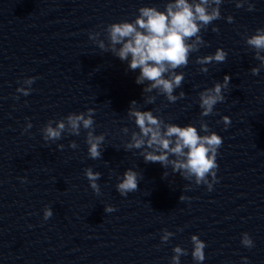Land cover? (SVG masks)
Wrapping results in <instances>:
<instances>
[{
  "label": "water",
  "instance_id": "95a60500",
  "mask_svg": "<svg viewBox=\"0 0 264 264\" xmlns=\"http://www.w3.org/2000/svg\"><path fill=\"white\" fill-rule=\"evenodd\" d=\"M168 0H0V264H171L176 245L187 248L181 264H196L191 256L192 234L207 242L203 264H264V68L245 43L248 34L264 27V0L235 6L224 0L222 17L201 35L207 41L179 71L185 80L175 103L157 95L145 102L138 74L111 52L89 39L113 22L134 19L144 5L163 9ZM228 15L235 19L226 20ZM223 47L228 57L200 72L197 56ZM231 76L224 102L201 117L198 93ZM35 76L33 91L16 89ZM19 96V99L16 97ZM151 109L166 121L199 127L201 119L224 139L218 154V182L208 191L179 173L163 177L159 162L145 163L137 149L125 150L131 130L130 102ZM94 108L95 132L106 133L102 157L91 159L79 136L65 133L45 142L42 127L72 112ZM231 117L225 128L221 118ZM31 121L33 127L24 131ZM218 121H220L218 123ZM130 129L125 135L121 129ZM75 140L77 149L69 147ZM63 143V150L57 145ZM91 166L102 175L96 194L84 175ZM134 167L142 173L138 189L121 196L117 177ZM20 177H27L21 182ZM211 179V177H209ZM190 199L180 201V196ZM115 211L108 213L105 205ZM54 215L43 220L45 206ZM175 235L161 241L162 230ZM248 232L251 249L241 244Z\"/></svg>",
  "mask_w": 264,
  "mask_h": 264
},
{
  "label": "clouds",
  "instance_id": "9594fccd",
  "mask_svg": "<svg viewBox=\"0 0 264 264\" xmlns=\"http://www.w3.org/2000/svg\"><path fill=\"white\" fill-rule=\"evenodd\" d=\"M224 0H168L161 9L158 5H144L139 7L134 19H124L108 24L104 28L105 38L101 32H90L89 39L105 52H111L120 61L127 64V68L136 71L135 82L143 85L142 93L145 102L152 104L157 95H163L170 103L184 98L186 93L181 90L176 94V89L181 88L185 73L179 71L190 63L192 53L198 52L207 41L201 35L212 25L213 32H219V27L213 21L223 18L221 6ZM247 5L248 11H253L255 5L250 0H235V6L241 8ZM232 15L226 20L234 21ZM245 43L254 51L255 59L259 65L250 69L253 75H258L264 68V27L257 28L248 34ZM228 57V52L223 47L216 48L215 52L197 56L196 63L200 65V72L208 73L209 65L223 63ZM37 77L25 78L16 89L17 93L28 96ZM231 76L225 74L223 81H216L213 86L204 88L198 93L201 117L214 113L215 106L224 102V90L229 87ZM19 99V96L16 97ZM138 102L132 100L127 110L128 119L133 120L138 130H131L130 139L125 142V150L137 149L145 163L159 162L165 169L163 177L172 173H179L184 179L196 185L204 184L208 191L218 182V154L223 144V137L212 130L207 121L201 119L199 127L194 123L180 125L166 121L156 115L153 110H143L138 107ZM94 108H88L79 113L72 112L58 119H50L41 129L45 142H56L62 139L65 133L79 136L82 129L87 130L85 142L87 152L91 159L102 157V146L106 140V133L96 134ZM227 128L231 124V117L224 115L221 118ZM220 121H218L219 123ZM33 127L29 120L24 131ZM121 131L128 135L130 129L125 126ZM58 149L63 150L65 145L60 143ZM69 147L77 149L79 145L75 140ZM84 175L90 187L96 194H101L98 180L101 178L99 171H94L91 166L84 169ZM211 177V179H209ZM21 182H26L27 177H20ZM142 173L134 167L127 168L121 176L117 177L116 190L121 196L138 189ZM180 201L190 199L185 195L180 196ZM105 211H115L114 206L105 205ZM54 215L51 206H45L43 220L47 221ZM175 235L167 229L162 230L161 241L167 243ZM192 250L191 256L196 264H203L206 260L205 249L207 242L199 234L190 237ZM241 244L249 249L255 242L248 232L241 234ZM171 264H181V256L188 254V249L176 245L172 249ZM242 264H250L248 257H241Z\"/></svg>",
  "mask_w": 264,
  "mask_h": 264
}]
</instances>
